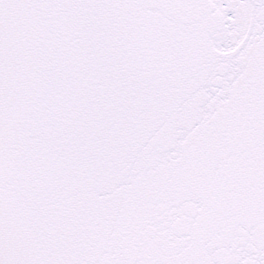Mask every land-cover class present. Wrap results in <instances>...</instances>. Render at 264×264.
<instances>
[{"label": "snow or ice", "instance_id": "obj_1", "mask_svg": "<svg viewBox=\"0 0 264 264\" xmlns=\"http://www.w3.org/2000/svg\"><path fill=\"white\" fill-rule=\"evenodd\" d=\"M0 264H264V0H0Z\"/></svg>", "mask_w": 264, "mask_h": 264}]
</instances>
